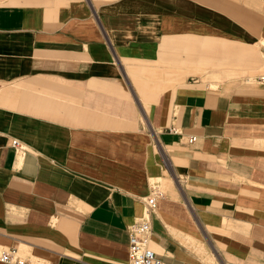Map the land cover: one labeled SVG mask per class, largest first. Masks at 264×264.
Instances as JSON below:
<instances>
[{
    "label": "crops",
    "instance_id": "crops-1",
    "mask_svg": "<svg viewBox=\"0 0 264 264\" xmlns=\"http://www.w3.org/2000/svg\"><path fill=\"white\" fill-rule=\"evenodd\" d=\"M263 76L264 0H0V255L129 264L156 187L164 264H264Z\"/></svg>",
    "mask_w": 264,
    "mask_h": 264
},
{
    "label": "built area",
    "instance_id": "built-area-1",
    "mask_svg": "<svg viewBox=\"0 0 264 264\" xmlns=\"http://www.w3.org/2000/svg\"><path fill=\"white\" fill-rule=\"evenodd\" d=\"M264 82V76L261 78ZM191 140L190 142H193ZM14 147L23 150L19 141L13 142ZM162 196L161 191L154 187L151 194L144 199L145 216L133 224L130 233L129 264H164L157 253L152 249V225L151 214L157 207V200ZM0 259L10 264H31L16 256L13 252L1 253Z\"/></svg>",
    "mask_w": 264,
    "mask_h": 264
}]
</instances>
